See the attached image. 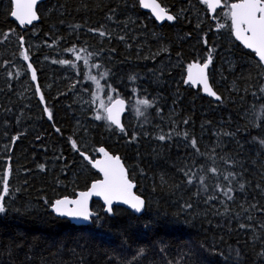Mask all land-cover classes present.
<instances>
[{
    "label": "trees",
    "instance_id": "1",
    "mask_svg": "<svg viewBox=\"0 0 264 264\" xmlns=\"http://www.w3.org/2000/svg\"><path fill=\"white\" fill-rule=\"evenodd\" d=\"M159 1L171 24L159 26L138 0H47L39 24L21 29L0 0V178L9 185L0 264H264V67L235 40L226 7L212 17L200 0ZM209 54L218 102L185 81ZM98 92L110 95L106 106L127 99L124 132L104 108L79 105ZM145 98L152 107L138 104ZM101 146L121 156L146 208L109 214L94 202L98 218L76 226L51 206L100 178L81 153L95 159ZM229 186L231 200L219 190Z\"/></svg>",
    "mask_w": 264,
    "mask_h": 264
},
{
    "label": "snow or ice",
    "instance_id": "2",
    "mask_svg": "<svg viewBox=\"0 0 264 264\" xmlns=\"http://www.w3.org/2000/svg\"><path fill=\"white\" fill-rule=\"evenodd\" d=\"M203 2L213 12H215L217 8L226 7L228 9L225 15L230 18L231 28L234 30L235 35L238 39L243 41L248 49L253 50L259 57V62L264 64V0H237V2L226 4H222L221 0H203ZM36 3L37 0H15V10L11 12V15L15 17L20 22V24H31L34 20L38 19V16L34 11ZM140 3L145 8H151L158 19H175L174 16L168 15L166 10L156 3L155 0H151V2H149V0H140ZM221 27H224V25H221ZM99 34L101 36L105 35L104 32H100ZM21 41H23L22 37ZM68 51L75 53L77 49L71 48L68 49ZM22 55L24 60L29 59L27 50H25ZM76 59L79 60L80 56L77 55ZM211 61L212 56L209 54L205 63H193L188 65L187 80L192 84H202L206 93L214 96L217 100H221V97L210 88L208 83L206 70L211 64ZM60 62L64 64L71 63L70 61ZM85 63H87V61H85ZM28 67L31 68V64H29ZM94 67L99 68L100 65H94ZM106 75V72L102 74V76ZM89 78L95 81L98 91H101L102 88L99 80H97L95 76H90ZM32 79H36L35 69L32 70ZM132 79H135V77H132ZM261 91H264V89H261ZM41 99H43L42 95ZM109 100H111L110 96ZM138 104L144 106L145 108L153 106L152 102L147 98L138 101ZM117 105L120 107L117 108ZM123 105V100H117L111 106H106L103 104V102H101L100 105V107L104 108L105 112L107 113V115L103 118L108 120L111 124H114L121 132L125 131L119 118L120 111L123 110ZM136 111L138 114L143 115L139 107H137ZM48 115L51 119L50 111L48 112ZM101 118L102 117L100 115H97L96 117V119ZM185 123H187V121H185ZM184 135L187 137V133H184ZM168 138L170 139L171 137L169 136ZM159 139L165 140L166 137L161 135L159 136ZM260 143L264 144V140L260 141ZM190 146L197 152L199 151L195 138L190 141ZM73 147H75V142H73ZM99 151L104 153L105 160L95 161L94 166L98 167L100 171L103 172V180L93 183L89 191L80 192L77 199L70 200L64 198L55 201L54 209L59 215L67 216L77 220H90L94 215L88 207V201L92 195L102 196L104 198L107 205L106 211L109 214H111L113 211L112 204L114 200H122L125 204H129L130 207L136 212H140L144 208V200L138 196L132 195L131 189L134 187V185L128 179L127 172L120 163L119 157L110 156L103 148L99 149ZM209 171L213 174L218 172L217 168L215 167L210 168ZM185 175H187V173H185ZM230 176L235 178L234 173H229L224 177V179L228 180ZM187 182L191 184L193 181L192 179H189ZM200 182L201 184L204 183L203 177H201ZM239 187L241 190H243L244 185L240 184ZM219 190L223 192V195L229 200L233 199V196L231 195L233 189L231 186L227 187L226 190L224 188H220ZM8 194V180L7 176H4L0 178V213L5 211L4 199ZM69 205H72L73 207H69ZM188 207H191V205H188ZM253 207L255 206L253 205ZM261 211H264V209H261ZM241 227L245 226L241 225ZM140 251L142 253L143 249ZM261 255H264V253H261Z\"/></svg>",
    "mask_w": 264,
    "mask_h": 264
},
{
    "label": "water",
    "instance_id": "3",
    "mask_svg": "<svg viewBox=\"0 0 264 264\" xmlns=\"http://www.w3.org/2000/svg\"><path fill=\"white\" fill-rule=\"evenodd\" d=\"M10 1H11V3H12V11H14V10H15V0H10ZM46 1H47V0H37V3H36L35 8H34V11L36 12V14H37V16H38V19L34 20L31 24H27V23H25V24H20V22H19L15 17H13L12 15H11L10 17H11V19H12L13 21L16 22V24L18 25V27L21 28V29H23V28H30V27H33V26L39 24V22H40V20H41L40 15H39V12H38V7H39V5L43 4V3L46 2ZM138 1H139V5H140L141 10L144 11V12H146V13H148V14H150V16L156 21V23H157L158 25H163V24H165V23H169V24H171L172 22H174L175 19H173V20H167L166 18H165V19H158V18L156 17V15L153 13V11H152L151 8H145V7H143L142 4L140 3V0H138ZM201 1L203 2V0H201ZM149 2H151V0H149ZM155 2L158 3L162 8H164V9L166 10V12H167L168 15H172V16L175 17V15H174L173 13L169 12V11L166 9V7H164V6L161 4V2H160L159 0H155ZM203 3H204V2H203ZM221 3L223 4V0H221ZM208 9H209V8H208ZM219 9H221V8H217V9L215 10V12H213V11H211V10L209 9V12H210L211 16L213 17ZM12 11H11V12H12ZM232 31H233V36H234L235 40H236L238 43H240L245 49L250 50L251 52H253V53L256 55V53H255L253 50L248 49V48L246 47V45L243 43V41H242L241 39H238V38H237V36L235 35V32H234L233 29H232ZM21 42H22V44H23V41H21ZM25 50H27V49L25 48V46H24V44H23V52H24ZM27 54H28V52H27ZM256 58H257V60H258V62H259V57H258L257 55H256ZM206 60H207V59H206ZM206 60L203 61V62H196V61H194V62H192L191 64H193V63L203 64V63L206 62ZM25 63H26V65H27V67H28L29 64H31V68L28 67V70H29V73H30V77H31V81L33 82V84L35 85V87H36V89H37V94H38L39 99L41 100L42 105L45 107L44 101H43V99H41V90H40V87H39V84H38V76H37V72H36V70H35V73H36V79L33 80V79H32V70L35 69V68H34L33 64L30 62V59L25 60ZM259 63H260V62H259ZM211 64H212V61H211ZM211 64L209 65L208 69L206 70V74H207L208 83H209L210 88H211L214 92H216L215 88H214L213 85L211 84L210 76H209V69L211 68ZM260 64H261V63H260ZM261 65L264 67V64H261ZM187 76H188V68H187L186 75H185V81H186V83H187L188 85H190L191 87H193L194 89H200V91H201V93H202V95H203L204 97L209 98V99H212V100L215 101V102H218V101H219V100H217L214 96H211V95H209L208 93H206V92L204 91V89H203V85H202V84H192L190 81H188V80H187ZM216 94L219 96V94H218L217 92H216ZM117 100H123V101H124L123 110L120 111V114H119L120 122H121V124H122V126H123V128H124V118L126 117V115H127L128 112H129V104H128L127 99L124 98V97H116V98L113 99V100H112L107 106H111V105L114 104L115 101H117ZM116 107L119 108L120 106L117 105ZM105 114L107 115L106 112H105ZM107 121H108V120H107ZM108 122H109V121H108ZM109 123H110V122H109ZM110 124H111V123H110ZM111 125H112L114 128H116L117 130H119L114 124H111ZM119 131H120V130H119ZM101 148H103V149L105 150V152H107L110 156H112V157H117V156H118V157H119V159H120V163L123 165L124 169H125L126 172H127L128 179H129V180L132 182V184L134 185V187L131 189L132 195L140 197V198H141L142 200H144V202H145V203H144V208H143L142 211H140V212H136L134 209H132V208L130 207L129 204H125L122 200H114V201H113V204H112V209H114L115 207H122V208H125V209L129 210L130 212L134 213L136 216H142L143 213H144V211H145V208H146V201H145V199H144L143 197H141L140 195L137 194V192H136V185H135V183L130 179V177H129V172H128V168L126 167L125 163L123 162L121 156L109 152V151H108L105 147H103V146L99 147V149H101ZM99 149H98V157L95 158V159H91L87 154H84V153H83V155H82V153H81V156L86 160V162H88V163L90 164L91 168H92L95 172H97V173L99 174L100 178H99L98 180H96V181L103 180V178H104L103 172H101L100 169H99L98 167H95V166H94V162H95V161H97V160H100V161L105 160V155H104V153H103V152H100ZM86 157H87V158H86ZM96 181L92 182L91 185H92L93 183H95ZM91 185L89 186V188H87V189H85V190H79V191H77V192L75 193L74 196H64V197H61V198H59V199H57V200L64 199V198H67V199H70V200H71V199H77V198H78V194H79L80 192H86V191H89V190L91 189ZM57 200H55V201H57ZM55 201L53 202V204H52V206H51V209H52L53 213H54L57 217H60V218H62V219H66V220H68L70 223H72V224H74V225H76V226H90V225L92 224V222H93V219L98 218V215H99L98 212H96V211L93 209V203H94V202H100V203L104 206V210H105V212H107V211H106L107 205H106L105 200H104V198H103L102 196L92 195V196L89 198V201H88V207H89V210H90L94 215H93L92 218H91L90 220H88V221L77 220V219H73V218H70V217H67V216H61V215H59V214L55 211V209H54ZM69 207H73V206H72V205H69ZM112 212H113V211H112Z\"/></svg>",
    "mask_w": 264,
    "mask_h": 264
},
{
    "label": "rangeland",
    "instance_id": "4",
    "mask_svg": "<svg viewBox=\"0 0 264 264\" xmlns=\"http://www.w3.org/2000/svg\"><path fill=\"white\" fill-rule=\"evenodd\" d=\"M167 10H169L168 8H166ZM233 35V33H232ZM150 45H148L149 47ZM211 71V68L209 69V72ZM97 98H98V101L95 102L94 100L92 101L91 98L88 96V95H82L81 98H79V105L82 106V105H85L86 108H96V107H100L101 105V102H103V104L105 105L107 103V100L109 99V96L107 95V92L106 93H103V92H98L96 93L95 95ZM95 110V109H94Z\"/></svg>",
    "mask_w": 264,
    "mask_h": 264
},
{
    "label": "flooded vegetation",
    "instance_id": "5",
    "mask_svg": "<svg viewBox=\"0 0 264 264\" xmlns=\"http://www.w3.org/2000/svg\"><path fill=\"white\" fill-rule=\"evenodd\" d=\"M201 1V0H200ZM205 4V3H204ZM223 4H224V0H223ZM208 7V6H207ZM209 10V9H208ZM217 13V12H216ZM215 16V15H214Z\"/></svg>",
    "mask_w": 264,
    "mask_h": 264
},
{
    "label": "bare ground",
    "instance_id": "6",
    "mask_svg": "<svg viewBox=\"0 0 264 264\" xmlns=\"http://www.w3.org/2000/svg\"><path fill=\"white\" fill-rule=\"evenodd\" d=\"M39 12V11H38ZM160 26V25H159ZM190 87V86H189ZM91 185V184H90ZM53 204V203H52Z\"/></svg>",
    "mask_w": 264,
    "mask_h": 264
}]
</instances>
